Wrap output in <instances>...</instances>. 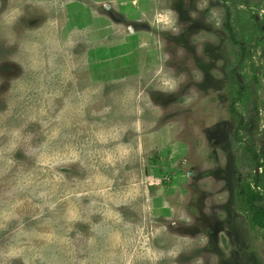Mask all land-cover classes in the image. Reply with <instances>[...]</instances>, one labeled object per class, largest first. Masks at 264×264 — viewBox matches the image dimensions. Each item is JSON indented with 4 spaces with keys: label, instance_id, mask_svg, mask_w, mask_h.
<instances>
[{
    "label": "rangeland",
    "instance_id": "374dc122",
    "mask_svg": "<svg viewBox=\"0 0 264 264\" xmlns=\"http://www.w3.org/2000/svg\"><path fill=\"white\" fill-rule=\"evenodd\" d=\"M43 3L0 0V32L43 28L64 49L49 63L42 48L44 68L30 77L34 151L16 154L32 181L19 193L26 227L87 237L74 218L103 204L109 223L131 227L97 249V264H264V222L248 202L253 191L264 210V0ZM127 88L151 94L143 116L65 112L94 89ZM88 151L102 154L97 169L80 164ZM15 244L0 231V259Z\"/></svg>",
    "mask_w": 264,
    "mask_h": 264
},
{
    "label": "clouds",
    "instance_id": "9594fccd",
    "mask_svg": "<svg viewBox=\"0 0 264 264\" xmlns=\"http://www.w3.org/2000/svg\"><path fill=\"white\" fill-rule=\"evenodd\" d=\"M37 7H47L43 0H37ZM20 9L14 10L6 19L9 24L18 16ZM53 53L49 63L55 59V53L64 49L52 37L46 34L43 28H26L24 37H20L12 30L0 33V138L7 137L6 142L0 144V231L6 232L16 244L0 259V264H10L11 260L19 259L22 264H97V249L101 251L108 248L116 233L128 230L129 223H123L121 218L109 223L110 217L105 211L106 205L93 208L89 205L83 209L82 220L89 225L90 235L77 232L75 238H70L71 229L62 232L50 230L48 233L28 229L25 223L27 213L23 210L24 201L19 193L31 184V174L23 171V163L17 159V153L23 152L25 156L32 154L34 149L28 145L33 134H24L28 122L34 117L29 115L28 98L31 90L30 77L36 78L35 73L44 68V60L40 50ZM67 55V53H65ZM14 67V72L4 71L5 66ZM147 92V89H144ZM139 88L113 90L107 95L101 89H94L93 94L86 93L81 103L76 106L68 105L65 112L68 117L85 116V105L95 106L92 116L106 117L109 121L120 120L128 114L136 113L143 116L145 109H150L151 94L140 96L137 99ZM131 93V95H129ZM62 116L65 114L62 113ZM59 119V118H58ZM75 162V161H72ZM84 167L97 169L103 163L102 154L88 151L80 159ZM93 201V204H96ZM134 212V208H129ZM94 212L103 213L104 219L100 223H93L91 216ZM33 240H41L42 244H34ZM206 243V238L202 241ZM89 253L81 260H77L76 252ZM101 264H110L108 261Z\"/></svg>",
    "mask_w": 264,
    "mask_h": 264
},
{
    "label": "trees",
    "instance_id": "16d2710c",
    "mask_svg": "<svg viewBox=\"0 0 264 264\" xmlns=\"http://www.w3.org/2000/svg\"><path fill=\"white\" fill-rule=\"evenodd\" d=\"M257 194H255L253 191L250 192L248 202L250 203V209L254 212L252 217V222L255 224L262 225L264 222V210L260 209L255 203Z\"/></svg>",
    "mask_w": 264,
    "mask_h": 264
},
{
    "label": "flooded vegetation",
    "instance_id": "af4514ba",
    "mask_svg": "<svg viewBox=\"0 0 264 264\" xmlns=\"http://www.w3.org/2000/svg\"><path fill=\"white\" fill-rule=\"evenodd\" d=\"M96 2V1H95ZM106 8H108L107 6H106ZM107 11V10H106ZM104 12V11H103ZM2 29H3V27H2ZM4 29H6V28H4ZM0 33H3V32H0Z\"/></svg>",
    "mask_w": 264,
    "mask_h": 264
}]
</instances>
